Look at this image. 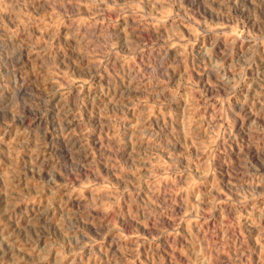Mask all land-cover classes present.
Segmentation results:
<instances>
[{"label": "rangeland", "instance_id": "1", "mask_svg": "<svg viewBox=\"0 0 264 264\" xmlns=\"http://www.w3.org/2000/svg\"><path fill=\"white\" fill-rule=\"evenodd\" d=\"M0 264H264V0H0Z\"/></svg>", "mask_w": 264, "mask_h": 264}]
</instances>
